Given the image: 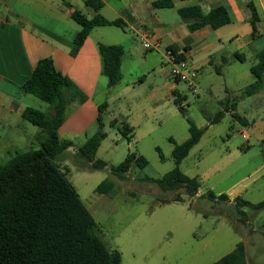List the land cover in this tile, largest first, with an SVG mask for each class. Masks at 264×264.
<instances>
[{
    "label": "rangeland",
    "instance_id": "rangeland-1",
    "mask_svg": "<svg viewBox=\"0 0 264 264\" xmlns=\"http://www.w3.org/2000/svg\"><path fill=\"white\" fill-rule=\"evenodd\" d=\"M102 30L120 31L115 27ZM245 57L244 62L235 61L234 74L230 72L220 77L214 69H206L204 87L197 92L181 83L182 110L174 100L160 99L154 104L150 99L151 88L155 84H164L161 77L157 82L149 78L144 85L137 83L138 92L128 93L120 101L115 100V112L121 108L125 112L132 110L139 123L138 137L130 143L125 139L121 141V133L110 126L112 114H104L108 137L102 142L97 158L109 166H117L129 154L136 153L147 159V167H135L122 179L109 169L82 170L79 167L85 162L82 164L77 154L69 155L71 172L68 177L92 213L108 248L121 253L122 264H214L241 242L247 247L249 264H264V208H238L227 201L208 197L192 199L185 190L163 192L155 182L177 166L173 157L175 145L171 139L179 144L187 141L191 121L205 132L200 143L180 164V170L189 177H198L203 194L213 191L228 195L239 186L247 185L242 191L244 201L252 204L264 202V111L257 112L248 107L253 100L246 90L255 82L251 67L257 60L249 51L245 52ZM163 66L171 75L172 65L169 67L166 63ZM130 70L135 71L134 67ZM104 79L106 84L107 79ZM224 82L229 84L227 96L230 102L245 106L246 111L240 109L238 113L247 119L248 127L231 116L219 123H210L209 118H214L220 111L218 99L226 95L221 89ZM205 88H211V92ZM117 92L115 88L114 97ZM134 94L138 97L135 98ZM32 97L37 101L33 105L36 109L48 110L47 103ZM40 103H44L43 109ZM98 128L97 123L88 135L94 134ZM243 130L247 139L241 134ZM87 138L81 136L75 146L79 148ZM32 148L38 149L40 145L31 142L13 146L0 139V164H6L11 153ZM106 179L114 183L113 189L107 194L97 193L96 189ZM177 197L182 201H172ZM241 211L246 213L247 222Z\"/></svg>",
    "mask_w": 264,
    "mask_h": 264
},
{
    "label": "crops",
    "instance_id": "crops-1",
    "mask_svg": "<svg viewBox=\"0 0 264 264\" xmlns=\"http://www.w3.org/2000/svg\"><path fill=\"white\" fill-rule=\"evenodd\" d=\"M100 1L104 6L99 13L110 21L121 20L125 28L97 27L83 46L76 48L74 39L82 31V27L74 19V14L80 13L88 19H93L99 14L86 4V0H0V139L13 146L18 143L39 144L40 129L26 119L28 111L36 109L33 105L37 101L33 95L24 92L23 85L32 76L38 62L50 58L56 69L72 80L86 97L83 104L74 103L70 106L66 120L59 129L63 140L74 142V147L70 148L73 151L69 149L59 162L62 168L67 167L65 169L68 173L71 172L68 157L76 154L78 148L75 146L76 140L84 135L89 138L99 130L98 128L94 134L88 135L98 123L101 105L107 103L105 114H112L109 123L113 129L119 131L118 126L126 122L134 128L132 140L135 138L137 140L139 123L136 122L132 110L125 112L121 108L119 110L121 112H115L113 107L115 100L120 101L121 97L128 93L138 92L137 83L144 85L149 78L157 82L159 77L165 82L162 86L155 84L151 88L149 97L154 104L160 99L174 101L176 98L183 99L179 89L181 82L174 80L170 70L168 72L163 66L167 63L171 67L165 54L167 48H172L178 53L179 59L188 60L199 69V88L204 87L202 82L205 81L203 74L206 69H214L216 72L220 69L221 72H217L220 77L230 72L234 74L236 53L246 59L245 52L249 51L256 59L257 53L264 49V0ZM163 1H170L173 6L162 5ZM194 7H200L204 13L224 7L231 16V23L221 28L203 24L192 30L191 26L201 23V18L184 17L180 10ZM254 14L259 19L255 24V32L251 23ZM108 27H115L120 31L114 33L100 31L101 28ZM142 32L151 34L153 41L159 40L162 43V50L146 51L140 38ZM99 44L121 45L125 49L122 81L111 88L108 85V78L102 73ZM131 67H134L135 71L130 70ZM104 78L107 79L106 84ZM115 88L118 92L114 97ZM221 89L226 91V95L217 98L219 112L225 113L224 118L234 117L241 125L248 127L247 119L238 113L240 109L246 111L245 106L235 101L230 102L227 96L229 92L227 82L221 84ZM205 90L211 92V88ZM134 97L137 98L138 95L134 94ZM250 98L253 101L249 108L257 112L264 111V89ZM225 99L227 100L224 102ZM39 106L43 109L44 103L43 105L40 103ZM113 121H117L115 126L111 125ZM151 131L146 134L149 135ZM121 135V141L124 139L128 141L122 133ZM79 168L91 170L85 164ZM246 188L247 185L239 186L237 190L231 191L227 195L228 202L233 204L236 198H243L242 191ZM203 195L205 194L200 188L192 199H201Z\"/></svg>",
    "mask_w": 264,
    "mask_h": 264
},
{
    "label": "trees",
    "instance_id": "trees-1",
    "mask_svg": "<svg viewBox=\"0 0 264 264\" xmlns=\"http://www.w3.org/2000/svg\"><path fill=\"white\" fill-rule=\"evenodd\" d=\"M88 6L98 13L104 4L100 0H86ZM172 7L170 1L161 2ZM184 17H199L201 23L194 24L191 29H197L203 24H212L221 28L231 23V16L224 7H218L204 13L200 7L180 10ZM74 19L81 25L82 31L76 35V48L83 46L92 31L102 26H117L125 28L121 20L110 21L100 13L93 19H88L80 13L74 14ZM256 14L251 19L258 21ZM102 58V73L108 78L109 87H114L122 81V60L125 49L121 45L99 44ZM235 59L244 62L239 53ZM256 64L251 67L255 82L250 85L246 94L253 96L264 89V49L256 55ZM220 73L221 70L217 69ZM26 94L33 95L49 105V111L31 109L26 119L40 129L38 136L40 148L10 154L6 164H0V264H122V255L118 250L108 248L102 239L99 227L91 212L85 206L80 194L68 178V170H64L59 162L65 153L74 147V142L63 140L59 129L66 120L67 112L74 103L83 104L86 101L84 93L67 76L58 71L50 58L42 59L36 65L32 76L24 83ZM175 103L183 109L182 99L176 98ZM107 103L99 107L97 122L99 130L77 148V156L81 163L91 170L109 169L119 178L125 179L132 167L145 168L147 159L139 154H129L117 166H109L97 158L102 142L108 137L105 131L104 114ZM225 116L223 111L214 118H209L212 124L219 123ZM236 118L239 119L237 115ZM117 121L111 123L115 126ZM119 131L132 140L134 128L123 122ZM190 138L183 143H174L173 157L176 167L162 179L155 180L163 192L185 190L191 198L195 197L201 182L198 177H189L179 166L189 156L204 135L205 130L199 129L190 121ZM160 155V149H158ZM163 157V156H162ZM114 183L106 179L96 189L99 194H107ZM212 200L228 202V196H216L213 191L203 195ZM172 201H182L177 197ZM238 208L248 206L252 209H263L264 202L252 204L242 197L234 200ZM247 222L245 212L241 211ZM214 264H249L244 243Z\"/></svg>",
    "mask_w": 264,
    "mask_h": 264
},
{
    "label": "built area",
    "instance_id": "built-area-1",
    "mask_svg": "<svg viewBox=\"0 0 264 264\" xmlns=\"http://www.w3.org/2000/svg\"><path fill=\"white\" fill-rule=\"evenodd\" d=\"M140 38L146 51H160L163 48L162 43L159 40L153 41V36L148 32H142ZM165 54L172 65L171 77L185 84L190 91L197 92L199 89V69L191 65L188 60L179 59L178 53L172 48H167ZM241 134L244 139H247L245 131H242Z\"/></svg>",
    "mask_w": 264,
    "mask_h": 264
}]
</instances>
